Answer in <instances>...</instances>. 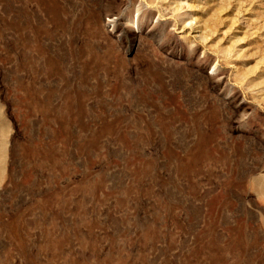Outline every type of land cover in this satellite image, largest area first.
<instances>
[{
	"label": "rangeland",
	"instance_id": "obj_1",
	"mask_svg": "<svg viewBox=\"0 0 264 264\" xmlns=\"http://www.w3.org/2000/svg\"><path fill=\"white\" fill-rule=\"evenodd\" d=\"M0 264H264V0H0Z\"/></svg>",
	"mask_w": 264,
	"mask_h": 264
}]
</instances>
